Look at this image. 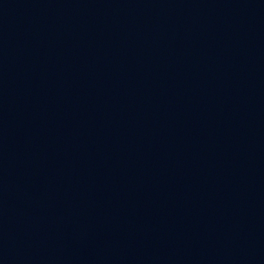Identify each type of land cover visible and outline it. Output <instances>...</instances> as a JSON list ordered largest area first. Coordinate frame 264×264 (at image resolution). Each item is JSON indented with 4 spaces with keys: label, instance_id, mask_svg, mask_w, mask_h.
<instances>
[{
    "label": "water",
    "instance_id": "1",
    "mask_svg": "<svg viewBox=\"0 0 264 264\" xmlns=\"http://www.w3.org/2000/svg\"><path fill=\"white\" fill-rule=\"evenodd\" d=\"M0 264H264V0H0Z\"/></svg>",
    "mask_w": 264,
    "mask_h": 264
}]
</instances>
